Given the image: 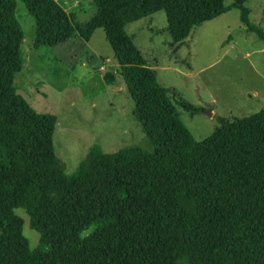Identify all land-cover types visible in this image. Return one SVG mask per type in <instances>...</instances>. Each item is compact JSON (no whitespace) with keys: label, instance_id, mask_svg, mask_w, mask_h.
<instances>
[{"label":"trees","instance_id":"obj_1","mask_svg":"<svg viewBox=\"0 0 264 264\" xmlns=\"http://www.w3.org/2000/svg\"><path fill=\"white\" fill-rule=\"evenodd\" d=\"M33 19V48L103 29L152 152L94 145L71 174L53 149L56 116L16 92L24 66L16 0H0V264H264V109L226 119L195 140L125 27L163 10L176 43L236 8L246 30L249 0H91L79 21L56 0H20ZM178 47V45H177ZM116 76L106 72L104 81ZM22 208L39 234L29 246Z\"/></svg>","mask_w":264,"mask_h":264},{"label":"rangeland","instance_id":"obj_2","mask_svg":"<svg viewBox=\"0 0 264 264\" xmlns=\"http://www.w3.org/2000/svg\"><path fill=\"white\" fill-rule=\"evenodd\" d=\"M56 1L79 21L93 14L91 0ZM245 6L250 21L264 29V0H249ZM14 17L23 31L19 50L24 59L14 78L16 92L36 111L56 116L53 149L66 174L75 171L94 145L104 152L125 147L152 152L103 29H95L87 42L75 36L61 45L34 49V21L20 0ZM166 25L159 10L125 29L172 102L201 108L191 116L177 105L180 121L195 140L209 136L219 125L218 117L231 120L264 109V44L246 30L236 8L202 23L181 43L171 39ZM106 72L116 76L114 83L104 81ZM14 213L23 220L29 246L36 247L39 234L29 227L25 210Z\"/></svg>","mask_w":264,"mask_h":264}]
</instances>
